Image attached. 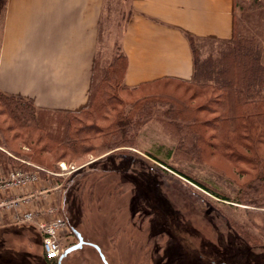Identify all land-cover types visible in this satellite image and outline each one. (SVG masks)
Segmentation results:
<instances>
[{
	"label": "rangeland",
	"instance_id": "374dc122",
	"mask_svg": "<svg viewBox=\"0 0 264 264\" xmlns=\"http://www.w3.org/2000/svg\"><path fill=\"white\" fill-rule=\"evenodd\" d=\"M233 3L237 32L247 37L255 36L263 47L264 0H233ZM130 6V0H104L95 55L100 66H106L114 55L120 53V39L131 12ZM2 24L1 16L0 40ZM222 47L223 42L219 41H196L194 53L198 64L208 56H216ZM153 93L176 96L190 102L192 107L200 102L199 99H192L193 89L172 81L142 85L127 94H119V97L124 102ZM158 103L153 104L154 110ZM155 113L145 124L142 123L144 125L137 133L135 147L124 151L126 155H110L113 158L104 162L84 155L66 166L64 164L66 171L61 177L62 182L55 183L60 187L62 201L58 210L67 223L69 234L60 240V244L64 247L72 241L70 228H74L85 243L80 250L71 252L65 264H103L99 254L89 244L99 246L107 264H185V256L177 257L175 249L180 245L190 255L205 244L230 245L236 249V258L241 262L254 258L255 261L262 260L264 208L260 205L264 206V196L259 198L261 202H257L256 206L232 203L236 197L240 199L239 184L250 180L248 173L245 170L241 173L236 168V162L214 154V150L209 148L200 163L187 154H175L172 158L163 155L161 159L167 167L152 161L147 156L148 151L161 147L165 153L177 146L172 127L163 125L164 120ZM0 121H5V118L0 117ZM5 122L4 127L10 125L8 120ZM14 145L15 148L20 147L18 141ZM241 166L246 168L248 165ZM13 169L20 168L14 166ZM140 203L146 212L143 215L133 212L132 204ZM152 222L155 226L158 224L157 229L166 232V235L149 238ZM228 222L252 248L247 249L236 238ZM34 231L28 229L24 235L18 232L0 235L5 255L6 249H11L7 257L11 259L9 263L44 264L41 238ZM166 245L171 247L170 253L176 255L172 258L167 256L165 261V255L161 256ZM83 259H87L88 263ZM4 261L2 264L8 262Z\"/></svg>",
	"mask_w": 264,
	"mask_h": 264
},
{
	"label": "trees",
	"instance_id": "16d2710c",
	"mask_svg": "<svg viewBox=\"0 0 264 264\" xmlns=\"http://www.w3.org/2000/svg\"><path fill=\"white\" fill-rule=\"evenodd\" d=\"M6 1L0 0L2 18ZM237 25L235 18L232 38L223 41V47L216 56H208L200 64L194 53L197 40L188 36L194 65L190 80L163 79L128 87L124 84L128 60L121 48L120 53L114 55L106 66H100L96 56L88 103L77 112L40 109L29 99L0 91V117L10 123L4 127L5 121H0V148L5 151H0V164L13 168L17 166L23 171L35 170L33 165L45 178L48 177L45 172L58 173L61 163L66 166L84 155L93 156L97 162L113 158L110 155H126L124 151H131L135 147L139 129L156 112L164 120L163 125L172 127L177 146L165 153L161 147L153 148L147 152L152 161L167 167V163L161 159L163 155L172 158L175 154H187L190 159L200 163L204 161L206 149H213L214 154L236 162V168L241 173L245 170L250 176L247 183L239 184V198L245 201L236 197L232 203L256 206L264 196L263 47L255 36L247 37L237 32ZM161 81L189 86L193 89L192 99H199L200 102L192 107L188 101L162 93L147 94L141 99L124 102L119 97L121 93L127 94L142 85ZM155 102H160L157 110L153 108ZM15 141L19 142L20 147L15 148ZM241 165L248 166L245 168ZM251 198H260V201ZM260 207L264 208L263 205ZM132 208L133 212L141 215L146 213L141 203L132 204ZM227 224L247 249L252 248L234 226L229 222ZM157 225H153V222L150 224L149 238L166 235V232L157 229ZM200 246L198 251L187 255L185 248L179 245L175 249L177 257L185 256V264H264V256L262 260L255 261L254 258L241 262L236 258V249L230 245ZM170 248L166 245L162 249L161 258L165 255V261L176 255L170 253ZM41 255L44 264H52L53 260Z\"/></svg>",
	"mask_w": 264,
	"mask_h": 264
},
{
	"label": "crops",
	"instance_id": "0c3cea01",
	"mask_svg": "<svg viewBox=\"0 0 264 264\" xmlns=\"http://www.w3.org/2000/svg\"><path fill=\"white\" fill-rule=\"evenodd\" d=\"M130 4L120 39L128 60L124 77L128 87L163 79L190 80L194 65L188 36L216 42L233 36V0H130ZM103 5L104 0H7L0 40V91L29 99L44 110L84 108ZM12 169L0 164V177ZM60 169L45 172V178L37 171L35 183L0 190V200L17 198L19 212L34 211L48 220L42 212L62 204L55 182H62L63 163ZM13 216L12 211L0 210V235H24L30 229L40 236L32 224L16 223ZM10 250L5 255L0 244V264L11 260Z\"/></svg>",
	"mask_w": 264,
	"mask_h": 264
},
{
	"label": "built area",
	"instance_id": "2783aa9c",
	"mask_svg": "<svg viewBox=\"0 0 264 264\" xmlns=\"http://www.w3.org/2000/svg\"><path fill=\"white\" fill-rule=\"evenodd\" d=\"M37 170V169H36ZM38 179L37 171H23L14 169L6 177H0V190L5 188L23 187L29 183H35ZM20 201L17 198L0 200V210L12 211L13 219L16 223L32 224L40 233L41 251L48 260L57 259L62 253L60 240L69 234V228L64 218L60 214L58 207L51 206L44 210V214L49 216L48 220L42 219L39 213L34 211L19 212Z\"/></svg>",
	"mask_w": 264,
	"mask_h": 264
},
{
	"label": "flooded vegetation",
	"instance_id": "af4514ba",
	"mask_svg": "<svg viewBox=\"0 0 264 264\" xmlns=\"http://www.w3.org/2000/svg\"><path fill=\"white\" fill-rule=\"evenodd\" d=\"M71 235H72V241L70 242V244H68V245H66V246H64V247H62V254H63V252L67 249V248H69V247H71V246H73V245H75L76 243H77V238H76V236L74 235V233L73 232H71ZM84 242V241H83ZM85 243H83V245H84ZM82 245V246H83ZM94 250H96V252L99 254V256H100V260L102 261V263L103 264H107V261L105 260V257H104V255L102 254V252H101V250H100V248H99V246L98 245H96V244H89ZM82 246L79 248V249H76V250H80L81 248H82ZM76 250H73V251H76ZM73 251H70V252H68L67 254H65L63 257H61V256H59L57 259H55V260H53V262H52V264H65V262L68 260V257L70 256V254H71V252H73ZM83 261H86V263H88L87 262V259H83Z\"/></svg>",
	"mask_w": 264,
	"mask_h": 264
},
{
	"label": "water",
	"instance_id": "95a60500",
	"mask_svg": "<svg viewBox=\"0 0 264 264\" xmlns=\"http://www.w3.org/2000/svg\"><path fill=\"white\" fill-rule=\"evenodd\" d=\"M71 231L74 233V235L76 236L77 238V243L69 248H67L63 254L61 255V257H63L65 254H67L68 252L70 251H73V250H76V249H79L82 245H83V239L81 237V235L74 229L72 228Z\"/></svg>",
	"mask_w": 264,
	"mask_h": 264
}]
</instances>
